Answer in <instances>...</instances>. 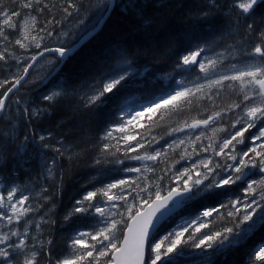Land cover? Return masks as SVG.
<instances>
[{
  "label": "snow or ice",
  "instance_id": "obj_1",
  "mask_svg": "<svg viewBox=\"0 0 264 264\" xmlns=\"http://www.w3.org/2000/svg\"><path fill=\"white\" fill-rule=\"evenodd\" d=\"M262 5L264 0H233L230 8L238 9V16L243 17L245 22L241 24L240 19L229 20V34L239 35L241 40L238 42L239 46L227 45L221 52L214 50L217 40L222 39L215 31L205 38L197 37L191 31L184 32L182 36L166 35L163 54L172 57L174 63L170 71L162 74L153 73L148 65L139 66L135 59L128 58L125 49L109 50L107 58L116 57L118 62L114 66L98 70L86 85L90 91L81 97L86 112V118L81 120V127L90 126L92 121L103 125V133L99 139L105 155L97 157L93 161L94 165L113 162L122 164L123 161L116 158V152L124 151L127 155L137 149L142 150V154L130 157L144 162L142 167L125 169L126 172L139 175L135 178L115 179L101 188L86 191L73 203L63 218L65 226L72 230L67 245L70 259H52L51 239L46 242V251L44 242H40L39 250L35 243L30 245L28 224L31 221L25 220L23 232L15 229L0 234V264H39L37 257L42 253L48 257V264H217L218 259L226 261L229 253L235 252L256 232L264 229V11L258 17L256 15L257 7ZM208 6L216 8V0H208ZM113 7L114 3L102 0L98 5L99 16L94 22L88 24L86 18L78 21V26L83 27L79 37L74 38L73 45L55 48L43 46L45 39L55 37L59 41L61 37L67 39L69 33L57 34L55 30L38 28L37 16L47 5L41 6L40 0H21V8L28 10V15L19 24L16 18L21 16L20 11L0 7V37L7 39L4 36L5 28L18 29L19 38L15 43L21 49L36 50L23 61V74L12 77L11 81L0 82V89L10 85L0 93V114L8 109L10 94L26 81L30 70L40 59L46 54L52 55L54 60L49 63L53 65V70L49 72V76L53 71L58 74L59 68L56 66L62 65L76 48L95 34L105 13L110 12ZM69 8L79 12L73 0H67V7L64 8L66 17L73 15ZM121 10L125 15L131 13L139 22L152 50L156 51L157 42L147 32L154 21L144 15L143 9L138 7V0H127ZM32 12L37 15H31ZM195 14L203 21L213 18L208 11H198ZM48 23L62 26L63 21L53 20ZM184 42H187L188 47L177 55V50ZM249 45H252L251 49L244 52V55L254 63L249 62L242 69H237L232 64L230 67L235 70L232 75L213 71L226 58V53L235 57L240 54V46L246 49ZM210 52L212 55H207ZM5 58V54L0 52V60ZM20 62L21 58H17V63ZM197 67L199 73L204 75L197 73L194 80H188L187 76ZM210 74H215L218 78L208 79ZM175 76H180V79H175ZM44 79L47 80L48 77ZM202 79L205 83L199 82ZM163 81H172L174 86L166 85ZM226 81H239L243 93L240 102L231 103L220 111H213L206 119L184 122L179 127L172 128L169 133L171 135L181 133L184 129H203L194 139L189 137L187 143L193 146L192 155H197V141L207 139L209 143L206 146L199 145L200 152H211L212 155L203 159L197 155V160L191 167L177 169L179 161H174L171 169L176 170L169 176L168 186L162 187L165 175L171 169H163L164 175L156 176L155 180L146 173L155 174V165L167 157L169 150L175 151L186 141L173 139L171 143L165 141L161 145L151 135L152 130L185 107H190L196 99L207 97L214 103L213 95L220 96L219 90L226 87ZM214 88L217 91L213 94ZM66 95V89L58 85L41 99L54 107ZM15 103L20 105L19 98ZM237 110L235 118L229 120L228 127L213 126L223 120L227 113ZM45 113H48L47 108L29 109L25 106L23 109L29 124ZM0 119H6L8 124L7 129L0 128V169H8L6 153L10 148L16 149L12 153V169L7 173L0 172V190L7 193L6 197L0 194V219L12 224L14 219L20 221L36 210L30 205V197L24 194L28 190L27 186L7 184L5 181L12 179V172L16 167L30 162L32 153L28 151L29 144L34 153L49 149L44 141L51 139L52 133L37 136L34 130H30L17 143L18 124L2 115ZM209 128L212 133L210 136L206 135ZM219 133H224V136L220 137ZM58 144L61 146L52 150L62 156L65 150L62 139ZM238 145L243 146L239 151ZM145 146L148 150H145ZM214 157H223L224 162L221 163ZM186 158H191L187 148L180 156L182 160ZM149 161L153 162L152 166L147 163ZM43 166L46 178L55 180L56 160H45ZM257 174L259 179L251 178ZM141 184L144 186L141 187ZM236 187H240V195L233 192ZM221 196L226 199H217L213 207H205L195 214L188 211L196 204ZM42 199L50 201L51 197L43 196ZM26 202L29 203L26 205ZM9 211L12 215H8ZM89 219L95 222L89 231L72 227L77 221ZM218 221L225 223L217 227ZM35 226L40 228L38 223ZM13 237L17 239L13 240ZM31 240L35 242L36 237H31ZM86 241V246L81 247ZM20 257H23L22 261ZM245 264H264V239L251 247Z\"/></svg>",
  "mask_w": 264,
  "mask_h": 264
},
{
  "label": "trees",
  "instance_id": "obj_2",
  "mask_svg": "<svg viewBox=\"0 0 264 264\" xmlns=\"http://www.w3.org/2000/svg\"><path fill=\"white\" fill-rule=\"evenodd\" d=\"M93 1L73 0V3L78 6L79 12L77 13L74 9L69 8L68 10L73 12V15L66 17L64 8L67 7V0H40L41 6L47 5V8L37 16L38 28H46V31L55 30L57 34L61 32L69 33L73 30L71 29L72 23L82 16L86 7ZM126 3L127 0H119L116 3L101 29L68 56L62 65L56 66L59 68L58 74L53 71V74L49 76V72L53 70V65L50 64L48 71L43 76L37 78L35 82H29L31 78L29 77L26 83L14 90L8 100L9 107L5 114L9 113L12 115L11 120L18 124L19 139L17 143L30 130H34L37 136L47 135L48 132L52 133V138L44 141V143L49 145L48 153L43 152L46 149H41L40 153H34L32 145L29 144L28 151L32 153L29 158L30 162L22 167H16L12 172V179L7 181V183L18 181L24 185L31 181L32 183L30 184L32 186L38 187L42 185L44 187V189L40 187L37 189L41 193V197H51L53 205H49L50 210L47 212L53 213L49 217L50 222L55 225V228L51 227L50 229V235L53 237L52 250L55 256L71 258L67 245L72 230L65 226L64 219L63 223H61V218L72 208L76 200L80 199L86 191L101 188L115 179L135 178L137 176L135 173L126 172L125 169H133L140 164L139 161L130 159V157L142 154V150L137 149L136 152L128 153L127 155H125L124 151L116 152V158L123 161L122 164L113 162L100 166L94 165L93 161L97 157L105 155L102 151V142L99 139L103 133V125L92 121L90 126L84 125L81 127V120L86 118V112L83 108L84 100L81 97L90 91L86 85L91 82V77L98 70L114 66L118 62L116 57L107 58L109 50L125 49L128 58L135 59L139 66L148 65L153 73L162 74L170 71L174 63L172 57L163 54L166 46L164 38L168 34L182 36L184 32L191 31L197 37L205 38L215 31L222 36V39L217 40L216 45H214L216 52L223 51L227 45H238L241 40V36L229 34L231 31L229 20L240 19L241 24L245 22L243 17L238 16V9L230 8L233 0H216V8H210L208 0H138V7L143 9L144 15L154 21L147 28V32L151 33L157 42V50L153 51L139 22L131 13L125 15L122 12L121 9ZM0 7L20 11L21 16L16 18L18 24L25 15H28V10L21 8V0H0ZM198 11H208L213 18L208 21L200 20L195 14ZM229 11L231 15H229ZM262 11H264V5L257 7V17ZM31 15H37V13L32 12ZM53 20L63 21L62 26L56 23H48V21ZM258 30L259 28L257 27ZM242 31L243 28H241ZM41 35H44V33H41ZM4 36L7 39L0 37V52H3L6 58L0 60V77L2 76L3 79L11 81L12 77L19 75V73L16 75L14 73L21 65V62L18 64L17 60H9L8 62L6 60L12 54H15L14 52H16V56H19L24 49H21L15 43V40L19 38L18 29L5 28ZM48 42L49 40L43 46L48 47L49 45H46ZM72 45L64 47H71ZM251 46L249 45L246 49L240 46V54L235 57L226 53V58L217 66V70L213 71L228 70L232 64L254 63V61H250L248 56L244 55V52L250 51ZM187 47V42L182 43L176 54H182ZM29 51L35 52L36 50L32 48ZM208 54L212 55L211 52ZM224 62L226 63L224 64ZM6 67H12L13 70L7 71L9 69ZM34 69L35 67L30 71L29 75L33 74ZM197 73H199L198 67L192 74L187 76V79L190 80L189 78L192 77V80H194ZM7 74L10 76L9 79ZM4 75L6 76L3 77ZM199 75L203 76L204 74L199 73ZM44 77H48V79L45 80ZM175 79H180V76H175ZM163 83L174 86L172 81H163ZM200 83H205V80H200ZM229 84L231 86H228ZM58 85H62L66 89L67 95L59 99L54 107L42 101L41 97ZM225 85L224 89L219 90V97L213 95L214 103L209 101L207 97L194 100L190 107H185L170 120L154 128L151 135L156 137L161 145H164L165 141L171 143L173 133L170 135V130L179 127L183 122L190 121L189 119L195 116L194 113L205 114L197 116L207 118L213 111H220L231 103L240 102L243 93L241 92L239 81H226ZM9 86L5 85L3 89H0V93ZM205 91L208 90L205 89ZM216 91L217 89H212L213 94ZM17 98L20 100L19 106L15 103ZM25 106L29 107V109L47 108L48 113L33 119L31 124H29L27 122L28 118L23 114ZM235 114L236 112L227 113L224 120H228L229 124V120ZM196 118L195 116L191 120ZM7 127L6 120L0 119V128L7 129ZM61 139L63 141V149H65L62 156L52 150L61 146L58 144ZM121 147L123 148V146ZM153 148H155V145H153ZM179 149L176 148L175 151L169 150L167 157L155 165L156 173H146V175L155 180L156 176L164 175L163 169H171L174 161H179L176 164L177 169L185 167L184 159H180L182 150ZM145 150H148L147 146H145ZM15 151L14 147L8 150L6 155L9 160V167L8 169H0L1 172L7 173L12 169V153ZM41 153H46L56 160L55 180L43 179L40 170L43 167ZM148 164L152 166L153 162L149 161ZM175 170L171 169L168 175H165L162 187L166 188L168 186L169 176ZM39 180H43L45 185L39 184ZM143 186L141 184V187ZM45 189L47 191H44ZM216 201L215 199L203 201L201 204L194 205L188 211L193 214L197 213L205 204L216 203ZM59 213L61 218L58 217ZM222 222L218 221L217 226L222 225ZM94 223L91 219L77 221L72 227L89 231ZM262 239H264V229L256 232L245 245L238 248L235 252L229 253L226 261L218 259L217 264H245L247 253L251 247ZM55 256L52 258L55 259ZM43 258H46V255Z\"/></svg>",
  "mask_w": 264,
  "mask_h": 264
},
{
  "label": "rangeland",
  "instance_id": "obj_3",
  "mask_svg": "<svg viewBox=\"0 0 264 264\" xmlns=\"http://www.w3.org/2000/svg\"><path fill=\"white\" fill-rule=\"evenodd\" d=\"M109 2H110V0H109ZM101 3H102V0H94L90 5H88L86 7V9L83 12L82 16L79 19H77L74 23H72L73 25L71 26V29H73V30H71L69 32V35H68L67 39H64L63 37H61V39L59 41H57L55 39V37H53V38H50V39H45L44 43H46L47 40H49L50 43L48 42V44H46V45H49L48 47H52V45H54V46H69V45H71L74 42V38H78L79 32L81 31V29L83 27L82 25L78 26V21H80L81 19H85L86 18V23L91 24L92 22H94L95 19L99 16L100 9L98 8V5H100ZM14 53L16 54V52H14ZM15 54H12L10 57H8V60H6V62H8L9 60L16 61L17 58H21V65L17 68V70L14 73V75H16L17 73H19V75H21V73L23 72V66H24L23 61L25 59H27L30 55L34 54V52H30L29 49L28 50L24 49L22 51V53L19 54V56H16ZM207 55H210V54L207 53ZM52 60H54V57L52 55L48 54L41 61H39L38 64H37V67L35 68V71L33 72L31 78L29 79V82L36 81L37 78H39L40 76H43L48 71V69L50 67L49 61H52ZM243 67H238L237 66V69H242ZM6 68L9 69L7 71L13 70L12 67H6ZM234 71L235 70H233V72ZM223 74L230 75L231 74L230 69L224 70ZM5 76L6 75H4L3 77H5ZM7 76H8V79H9L10 76L8 74H7ZM212 78L215 79V78H218V76L217 75H213ZM4 80H6V79H3L2 76H1L0 77V82L1 81L3 82ZM10 119H11V117H10ZM187 131H188V129H184L183 132H187ZM184 140L187 143V140L186 139H184ZM188 145H190V144L188 143ZM188 147H186V148L188 149ZM210 155H212V153L208 152L206 155H202L200 158L203 159V158H205L207 156H210ZM214 159L219 160L220 157H214ZM221 159L224 161L223 157H221ZM219 162L222 163V161H219ZM29 192L30 191L27 190L25 193H29ZM0 194L5 195V197L7 195L6 191H2V190H0ZM30 203H31V200H30ZM8 215H12V213L9 211ZM9 230H13L12 224H8L6 220L0 219V234L9 232Z\"/></svg>",
  "mask_w": 264,
  "mask_h": 264
},
{
  "label": "flooded vegetation",
  "instance_id": "obj_4",
  "mask_svg": "<svg viewBox=\"0 0 264 264\" xmlns=\"http://www.w3.org/2000/svg\"><path fill=\"white\" fill-rule=\"evenodd\" d=\"M47 157H49V155H47ZM47 161H49V160L47 159ZM40 170H42V169H40ZM35 203L38 206H40V204L42 205L43 203H46V205H48V204L49 205L50 204L53 205L52 201H45V200L41 201V202H39L37 200ZM44 207L47 208V206H44ZM46 208H43V209H46ZM43 209H40V210L43 211ZM47 211H48V209H46L44 214L41 215L38 218H31L30 219L31 223H30V227L28 228V231L30 230V236L31 237H36V241L35 242L32 241L31 237H30L29 240H28V243L30 245L35 243L36 249H38V247H39V241L40 242H44V246H47L46 242L48 241V236H49V233H50V232H48V230L44 229L47 226V224L44 221H46L47 220V216H49L48 215L49 213ZM37 223L40 224V228L39 229H37L36 226H35ZM17 227L21 228L22 224H19ZM51 240H53L52 237H51Z\"/></svg>",
  "mask_w": 264,
  "mask_h": 264
},
{
  "label": "water",
  "instance_id": "obj_5",
  "mask_svg": "<svg viewBox=\"0 0 264 264\" xmlns=\"http://www.w3.org/2000/svg\"><path fill=\"white\" fill-rule=\"evenodd\" d=\"M111 3H114V6H115V4H116V0H111ZM114 8V7H113ZM113 8L110 10V12H108L105 16H104V18H103V22H102V24L98 27V30H100V28L103 26V24H104V22L106 21V19L109 17V15H110V13L112 12V10H113ZM97 30V31H98ZM96 31V32H97ZM95 32V33H96Z\"/></svg>",
  "mask_w": 264,
  "mask_h": 264
},
{
  "label": "bare ground",
  "instance_id": "obj_6",
  "mask_svg": "<svg viewBox=\"0 0 264 264\" xmlns=\"http://www.w3.org/2000/svg\"><path fill=\"white\" fill-rule=\"evenodd\" d=\"M226 62H224V64H225Z\"/></svg>",
  "mask_w": 264,
  "mask_h": 264
}]
</instances>
